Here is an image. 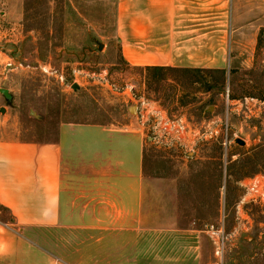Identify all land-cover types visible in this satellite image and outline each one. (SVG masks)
Masks as SVG:
<instances>
[{"label": "rangeland", "instance_id": "1", "mask_svg": "<svg viewBox=\"0 0 264 264\" xmlns=\"http://www.w3.org/2000/svg\"><path fill=\"white\" fill-rule=\"evenodd\" d=\"M116 3L0 0V137L52 141L62 123L137 129L160 212L202 229L200 244H87L71 227L39 241L67 264H264V203L246 188L264 182V0H225L223 67L160 73L121 55Z\"/></svg>", "mask_w": 264, "mask_h": 264}, {"label": "crops", "instance_id": "2", "mask_svg": "<svg viewBox=\"0 0 264 264\" xmlns=\"http://www.w3.org/2000/svg\"><path fill=\"white\" fill-rule=\"evenodd\" d=\"M224 5L117 0L121 55L140 67L221 68ZM144 151L137 129L95 123H62L52 141L0 137V206L11 218L0 220V264H67L39 240L69 227L89 233L87 244H200L202 229L175 227L160 212ZM151 216L168 218L148 226Z\"/></svg>", "mask_w": 264, "mask_h": 264}, {"label": "built area", "instance_id": "3", "mask_svg": "<svg viewBox=\"0 0 264 264\" xmlns=\"http://www.w3.org/2000/svg\"><path fill=\"white\" fill-rule=\"evenodd\" d=\"M146 104L143 100L140 102V106ZM146 113L149 115H154L152 110L147 106L145 107ZM141 117L143 118V114L141 113ZM247 190L253 194L252 200H259L264 203V182L261 179L254 177L251 182L247 185Z\"/></svg>", "mask_w": 264, "mask_h": 264}, {"label": "trees", "instance_id": "4", "mask_svg": "<svg viewBox=\"0 0 264 264\" xmlns=\"http://www.w3.org/2000/svg\"><path fill=\"white\" fill-rule=\"evenodd\" d=\"M138 67H140V66H138ZM140 68L144 69L145 71H151L153 73H160L163 70L177 69L175 67H168V66H144V67H140ZM180 70L194 71V72L200 71V69H197V68H180Z\"/></svg>", "mask_w": 264, "mask_h": 264}, {"label": "water", "instance_id": "5", "mask_svg": "<svg viewBox=\"0 0 264 264\" xmlns=\"http://www.w3.org/2000/svg\"><path fill=\"white\" fill-rule=\"evenodd\" d=\"M96 43H97V45H98V49L100 50L103 44H102V43H99V42H97V41H96ZM71 86H72L73 88H77V87H78L77 84H75V83H73ZM241 143H242V142H241Z\"/></svg>", "mask_w": 264, "mask_h": 264}]
</instances>
